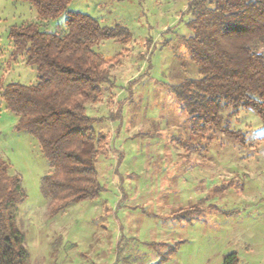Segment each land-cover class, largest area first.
Returning a JSON list of instances; mask_svg holds the SVG:
<instances>
[{
  "label": "rangeland",
  "instance_id": "1",
  "mask_svg": "<svg viewBox=\"0 0 264 264\" xmlns=\"http://www.w3.org/2000/svg\"><path fill=\"white\" fill-rule=\"evenodd\" d=\"M189 0H72L67 11L118 24L131 40L96 42L110 72L96 103L86 105L103 137L93 163L102 191L50 218L40 179L49 173L37 140L16 131L0 96V157L20 178L25 200L15 227L27 264L55 255L63 264H264V126L249 110L223 111L244 144L213 126L193 129L169 87L199 78L183 38ZM63 16L39 20L29 3L0 0V88L34 85L37 72L13 59L12 29L37 24L61 32ZM133 82V83H131ZM194 212L176 219L179 211Z\"/></svg>",
  "mask_w": 264,
  "mask_h": 264
},
{
  "label": "trees",
  "instance_id": "2",
  "mask_svg": "<svg viewBox=\"0 0 264 264\" xmlns=\"http://www.w3.org/2000/svg\"><path fill=\"white\" fill-rule=\"evenodd\" d=\"M18 1L29 3L39 20L64 18L61 32H45L37 24L10 31L13 59L34 67L37 82L0 88L6 108L17 116L15 130L34 137L48 163L40 190L53 218L102 191L93 163L103 137L95 132L86 105L100 99L110 72L92 47L103 40L127 43L131 34L118 24L101 26L88 15L67 11L72 0ZM187 13L191 35L183 43L200 77L170 86V93L193 129L211 125L244 144L239 131L222 127V112L230 110L229 117L249 110L264 126V0H189ZM24 200L20 178L9 174L0 157V264H27L24 236L14 225L17 205ZM191 212L194 208L179 211L176 219ZM223 264H238L237 257L228 255Z\"/></svg>",
  "mask_w": 264,
  "mask_h": 264
},
{
  "label": "crops",
  "instance_id": "3",
  "mask_svg": "<svg viewBox=\"0 0 264 264\" xmlns=\"http://www.w3.org/2000/svg\"><path fill=\"white\" fill-rule=\"evenodd\" d=\"M35 264H63V261L59 260V258L55 255V257L49 258L48 261H45L44 258H40L38 261L33 260Z\"/></svg>",
  "mask_w": 264,
  "mask_h": 264
}]
</instances>
